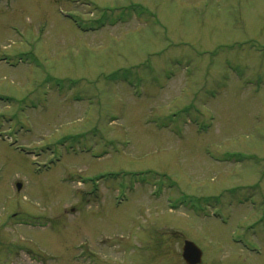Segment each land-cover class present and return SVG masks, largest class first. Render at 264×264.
I'll return each instance as SVG.
<instances>
[{
  "label": "rangeland",
  "instance_id": "1",
  "mask_svg": "<svg viewBox=\"0 0 264 264\" xmlns=\"http://www.w3.org/2000/svg\"><path fill=\"white\" fill-rule=\"evenodd\" d=\"M185 240L264 264V0H0V264Z\"/></svg>",
  "mask_w": 264,
  "mask_h": 264
},
{
  "label": "water",
  "instance_id": "2",
  "mask_svg": "<svg viewBox=\"0 0 264 264\" xmlns=\"http://www.w3.org/2000/svg\"><path fill=\"white\" fill-rule=\"evenodd\" d=\"M17 190L21 189V185H16ZM181 257L185 264H200L202 261V251L192 241L185 240L182 246Z\"/></svg>",
  "mask_w": 264,
  "mask_h": 264
}]
</instances>
